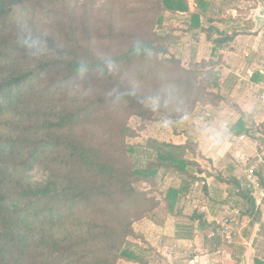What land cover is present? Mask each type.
<instances>
[{
    "label": "trees",
    "instance_id": "obj_1",
    "mask_svg": "<svg viewBox=\"0 0 264 264\" xmlns=\"http://www.w3.org/2000/svg\"><path fill=\"white\" fill-rule=\"evenodd\" d=\"M30 1L24 0L25 4ZM160 4L171 15L189 12L187 0H160ZM196 4L201 13H206L205 1ZM9 5L10 0H0V118L10 115L4 123L10 137H0V264H115L120 258L138 259L129 248L133 228L129 210H125L138 202L137 185L154 184L160 171L194 178L188 172L194 164L189 151L192 143L173 145L151 140L154 158L143 164L135 158L138 149L125 144V139L133 136L129 127L120 126L114 142H99L92 130L109 127L111 123L107 122L116 117L113 109L119 104L134 108L137 116L144 117L141 95L127 74L163 64L181 67L180 59L169 50L174 36L114 31L117 29L108 18V37L125 44L117 51L101 54L74 41L69 22L65 27L56 22L54 27L60 32L56 37L49 35L47 41L57 52L52 58L32 61L16 47L15 27L8 34L3 32L9 20ZM169 17L164 19L160 14L155 24L161 25ZM191 18L192 26L199 29V14ZM84 30L88 31L87 26ZM135 39L144 45L139 52L132 51ZM109 55L119 65L115 75L98 76L90 71L79 76L74 70L80 60L94 68ZM16 60L17 64L12 65ZM218 65L211 73L216 88ZM69 84L73 85L71 94ZM92 84H98L100 91L93 92ZM116 87L135 95L114 105L107 94ZM231 132L251 136L252 128L247 129L239 119ZM257 134L264 143V132L255 131L253 135ZM132 157L134 162H128ZM34 168L42 169L47 178L31 182L29 173ZM260 181L264 190V182ZM178 193L168 191L169 197H177ZM142 195L146 203L155 206L146 194ZM94 202L102 203V212H96L97 217L86 223L77 221L80 210L93 207ZM254 202L249 201L250 211H254ZM112 204L117 205L114 209L121 211L119 214L105 209ZM77 229H87V233H77Z\"/></svg>",
    "mask_w": 264,
    "mask_h": 264
},
{
    "label": "crops",
    "instance_id": "obj_2",
    "mask_svg": "<svg viewBox=\"0 0 264 264\" xmlns=\"http://www.w3.org/2000/svg\"><path fill=\"white\" fill-rule=\"evenodd\" d=\"M202 1L206 13L197 9L196 3ZM187 5L188 13L169 17V22L176 23L174 32L164 33L175 36L171 43L174 56L183 62L222 59L219 85L230 104L225 105L227 116L212 125L219 128L226 122L229 136L217 149H210L199 134L187 130L183 141H174L176 136H172V142H166L192 143L189 151L194 164L188 172L194 178L177 172L158 173L154 184L161 189L156 199L159 207L142 224L132 225L129 248L138 259L126 260L140 264H264V198L258 195L254 202L247 188V170L256 163L257 153H264V143L259 134L253 140L246 137L253 157L252 161L241 160L233 140L243 147L247 143L240 137L246 133L235 136L230 132L239 119L247 129L253 127L244 105L247 96L252 100V95L264 85V24L256 30L254 16L261 9L264 21V0H187ZM192 14H199V29L192 26ZM220 39L225 41L217 45ZM261 114L264 119V111ZM151 140L157 141L147 139L146 144ZM137 152L147 160L154 158L150 146ZM202 161L207 165H202ZM258 169L263 170L260 175ZM257 174L264 182V167L260 163ZM170 190L179 192L177 197H169ZM250 200L254 202V211L249 210ZM225 217L234 219L237 235L231 241L221 236L209 238V233ZM134 241L148 245L138 246ZM154 248L162 250L158 263L150 258Z\"/></svg>",
    "mask_w": 264,
    "mask_h": 264
},
{
    "label": "rangeland",
    "instance_id": "obj_3",
    "mask_svg": "<svg viewBox=\"0 0 264 264\" xmlns=\"http://www.w3.org/2000/svg\"><path fill=\"white\" fill-rule=\"evenodd\" d=\"M26 6L31 12L30 22L37 30L56 37L60 32V29L57 28L56 31L54 27L57 24L56 22L61 23L63 27L69 22L75 37L74 41L78 40L81 46H90L94 53L101 54L117 51L125 44V41L110 39L108 37L109 33L105 28L108 18H110L109 21H113L117 29L114 31L123 30L138 34H144L145 32L149 34L151 32H164L165 30L174 32L176 27V23L169 22V19L162 22L161 25L155 24L156 18L160 14H162L164 19L171 16L170 13L163 11L160 0H31ZM6 22L3 28L4 34H8L10 28L14 26L10 20ZM85 26H87L88 31L84 30ZM86 32L88 38L85 37ZM163 44L167 45L165 42ZM169 50L170 54L174 56V44L170 46ZM215 59L188 60L186 62L180 60L181 67L179 68L163 64L150 68H137L135 72L131 71L127 74V78L134 84L137 93L141 95V98L159 97L161 99L159 109L156 112L146 110L144 117H140L135 114L134 108H130L126 104H119V106L113 109V116L116 115V117L107 122V125L109 123L111 125L109 127L104 125L96 127L92 130V133H94L99 142H114V136L115 134L117 135L119 127H129L130 133L133 136L127 137L125 144L128 145L127 147H136L141 150H144L146 146L149 147V144H146L147 139H155L159 142H172L171 137L176 136V138H173L174 141H183L182 135L184 130L192 133L196 132L198 135V129L203 125H212L220 119L225 118L227 116L225 114L228 111L225 105L230 104L228 102L230 99H225L224 90L219 85L220 69L218 76H215L218 79L216 81L218 88L213 86L215 80L211 76V73L215 65L222 62L221 58ZM16 64L17 60L12 63L14 66ZM188 71L190 72L188 73ZM92 88L93 92L100 91L98 84L96 86L92 84ZM246 99L244 109L247 111V115L251 116V125L253 126L251 136L255 134V131L263 133L264 128H262V123L264 119L261 114L263 110L254 99L251 100L248 96ZM236 107L240 111L238 106ZM9 116V114H6L0 118V137H10V130L4 124L9 119ZM164 122H167V126H163ZM228 136L225 135L223 140ZM251 136L250 134H245L243 141L247 144H243V147L236 140H233V144L236 146L235 149L240 153L238 159H249L252 161L253 151L250 148L251 143H248L249 140L247 139L253 140L255 138L254 135L252 136L253 138ZM128 157L125 156L124 158L127 159ZM135 158L143 164L144 160L147 161L146 156L142 155V153ZM135 158L132 157L131 160L129 158L128 162H134ZM201 163L202 165H207L203 161ZM258 171L260 175L263 170L258 169ZM46 176L45 172L38 168H34L29 173L31 182L42 181L47 178ZM156 180L158 181V179ZM137 187L140 191L138 202L129 208L127 207L125 210H129L128 215L133 227H137L135 226L137 224H142L146 217H149L159 207V201L156 199L161 190L156 184L147 185L146 183H139ZM141 193L146 194V199L153 200L155 206L153 207L150 201L146 203ZM116 206V204L107 205L105 209L119 214L121 211L115 210L114 207ZM100 208H104L102 203L94 202L93 207L80 210L77 215V221L86 223L88 219L96 218L97 213L99 215L102 212ZM76 231L77 233H87V229H77ZM134 242L138 246L141 243L143 246L144 244L148 245L147 242ZM160 253L162 254V250L158 252L154 248V252L150 254V258H153L158 263L161 258ZM115 264L140 263L120 258L116 259Z\"/></svg>",
    "mask_w": 264,
    "mask_h": 264
},
{
    "label": "clouds",
    "instance_id": "obj_4",
    "mask_svg": "<svg viewBox=\"0 0 264 264\" xmlns=\"http://www.w3.org/2000/svg\"><path fill=\"white\" fill-rule=\"evenodd\" d=\"M8 17L15 27L14 43L17 48L23 50L25 55L32 61H41L52 58L57 52V48L53 49L49 46L47 37L49 36L43 31L37 30L31 24V12L26 6L24 0H10ZM144 48L140 39L132 42V51L139 52ZM79 76H85L88 72H94L98 76H111L119 71V65L112 56H105L93 68L90 67L86 60H80L75 69ZM69 92L71 94L73 85L69 84ZM108 97L112 99V104L122 102L128 96H134L135 93L127 89L113 88L108 92ZM144 108L150 112H156L160 105L161 99L157 96L144 97L141 99ZM163 126H167L164 122ZM199 138H201L210 149H217L222 146L223 139L226 135V129L221 125L219 128L205 124L198 129Z\"/></svg>",
    "mask_w": 264,
    "mask_h": 264
},
{
    "label": "built area",
    "instance_id": "obj_5",
    "mask_svg": "<svg viewBox=\"0 0 264 264\" xmlns=\"http://www.w3.org/2000/svg\"><path fill=\"white\" fill-rule=\"evenodd\" d=\"M252 98L260 104L261 109L264 111V85L260 87L258 91H256ZM223 127L225 129L228 128V124L224 122ZM245 136H241L240 139H244ZM256 163L247 170V188L251 191L254 197L260 195L264 198V190L260 182V178L257 175V164L260 163L264 167V153H259L256 155ZM234 219L231 217H225L223 220L217 224L216 229H213L209 233V238H213L215 236L224 237L226 240L231 241L237 233L233 230L234 229Z\"/></svg>",
    "mask_w": 264,
    "mask_h": 264
},
{
    "label": "water",
    "instance_id": "obj_6",
    "mask_svg": "<svg viewBox=\"0 0 264 264\" xmlns=\"http://www.w3.org/2000/svg\"><path fill=\"white\" fill-rule=\"evenodd\" d=\"M255 22H256V30H258L259 28H261V26L264 24V21H263V13H262V10L259 9L257 11V14L255 15Z\"/></svg>",
    "mask_w": 264,
    "mask_h": 264
}]
</instances>
